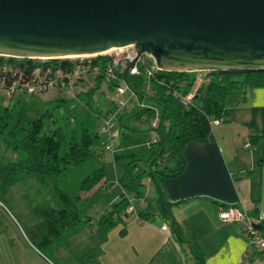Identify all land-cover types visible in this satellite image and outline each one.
<instances>
[{"label":"trees","instance_id":"1","mask_svg":"<svg viewBox=\"0 0 264 264\" xmlns=\"http://www.w3.org/2000/svg\"><path fill=\"white\" fill-rule=\"evenodd\" d=\"M38 63L41 62L0 57V83H3L4 89L11 83L9 77L3 76L4 66L23 67L28 73ZM68 63V60L53 59L48 60L45 65ZM205 73L206 81L196 88L192 103L186 106L180 98L173 96V92L186 96L194 90L196 79L192 78V73L164 71L148 80L144 74L126 77L125 71L116 70V81L119 83L116 81L110 83L111 89L116 90L122 83L135 94L137 99L143 102L148 101L149 106L138 108L131 115L141 122L153 121L159 115V127L155 129L159 139L150 144V157L144 160L143 166L138 163V160H133L127 165L119 180L124 193L96 221L103 233L112 232L124 222L125 218L135 214L136 207L130 196L137 200L143 199L145 181L152 180L161 192L163 178H176L183 174L187 166L186 147L193 142L213 141V121H225L228 118L227 103L230 97L240 96L244 100L249 89L264 87V71ZM90 80L92 79L82 83ZM94 82L95 88L88 93L91 99L105 81L103 77H98ZM56 91L68 93L61 89ZM43 93L18 94L19 99L13 108L10 105L0 104V138H5L7 144L14 150L26 155V159L21 163L0 167V193H5L10 186L16 185L23 176L35 177L44 187L50 186V190L52 186L54 187L53 193L50 191L51 196L47 203L32 208L34 223L30 228L33 242L48 248L65 233L78 229L82 224L91 226L94 223L92 217L84 219L81 216L78 208L80 195L73 197L69 192V186H66L65 190L56 183L67 181L73 171L94 159L96 156L94 146L101 143L102 146L108 147L110 141L107 137H101V135L105 136L101 131L94 133L85 128L82 131L52 129L50 124L54 118L53 111L62 106L60 104L62 99L55 101L56 106L51 108L50 103L37 101L38 95ZM25 97L31 100H26ZM110 113L102 114L101 117L105 118ZM128 115L126 113L119 116L116 122L125 128ZM115 158L118 159V156ZM150 165H152V173H150ZM158 167L162 169L157 170ZM105 172L104 166L99 167L77 182L76 188L80 194L91 192L101 184L105 179ZM132 206L135 209L134 212L128 213ZM162 209L168 219L173 218L170 207L165 201H162ZM150 210L148 208L140 213L139 220L151 222ZM167 225L169 229L172 226L173 241L178 238L179 241L186 242L174 219ZM260 226L264 230V223ZM121 233L125 236L127 230ZM190 248L198 258L199 264H204V256L199 247L190 244Z\"/></svg>","mask_w":264,"mask_h":264},{"label":"water","instance_id":"2","mask_svg":"<svg viewBox=\"0 0 264 264\" xmlns=\"http://www.w3.org/2000/svg\"><path fill=\"white\" fill-rule=\"evenodd\" d=\"M130 46L166 72L264 71V0H0V57Z\"/></svg>","mask_w":264,"mask_h":264},{"label":"crops","instance_id":"3","mask_svg":"<svg viewBox=\"0 0 264 264\" xmlns=\"http://www.w3.org/2000/svg\"><path fill=\"white\" fill-rule=\"evenodd\" d=\"M192 78L206 81V73H192ZM147 106L148 103L137 100L132 103L133 109L124 114ZM227 108L228 118L213 126V141L190 143L185 151L187 166L183 174L163 178L161 192L157 188L160 211L163 212L165 201L173 215L169 219L165 216L166 223L174 219L186 242L178 238L173 243L166 241L172 226L165 232L138 217L134 233L127 231L123 236L121 231L115 233L117 228L108 234L100 229L93 232L91 236L104 240L105 246L101 248L99 243L89 254L101 250L98 256L102 264H189L191 257L186 258L185 253L190 252L192 264H199L191 244L199 247L204 264H264V253L260 252L241 261L247 248L246 235L237 223H224L219 218L220 211L230 207L245 211L257 223L264 214V87L249 89L244 100L240 96L230 97ZM246 143L254 149H245ZM120 178L117 176L113 188L108 183L103 186L107 195L109 191L112 195L111 190L114 195L93 222L124 193ZM148 208L144 203L139 215Z\"/></svg>","mask_w":264,"mask_h":264},{"label":"rangeland","instance_id":"4","mask_svg":"<svg viewBox=\"0 0 264 264\" xmlns=\"http://www.w3.org/2000/svg\"><path fill=\"white\" fill-rule=\"evenodd\" d=\"M119 52L117 50L110 53L114 55ZM94 84V80H90L86 81V84L81 83L72 92L62 93L50 89V91L38 95L37 101L45 104L50 103L49 107L51 108L56 106L55 101L62 99V103H60L62 106L55 108L53 111L54 118L50 124L52 129L62 128L66 131L75 129L82 131L85 128L91 132L100 133L104 126V118L101 115L107 112H115L117 110V99H133L129 102L127 109H133L131 107L132 103L139 100L132 98L130 92H127L125 96H119L116 90L111 89L108 82H104L101 89L91 99L88 93L93 91ZM120 85L124 86L122 83ZM25 98L31 100L29 97ZM0 99V104L10 105L13 108L19 96L10 99L3 83H0ZM144 103L147 104L148 101H144ZM131 114L126 118V129L119 122H116L109 135L100 134L101 137L108 138L110 141L108 146L111 147V150L102 146L101 143L97 144L93 148L94 154H96L94 159L85 166L73 171L67 181L56 183L65 190L66 186H69L71 196L77 197L80 195L78 208L84 219L85 217H92L95 220L99 216L114 195V190H111L112 195H110V191L107 195L103 191V186L108 183V186L113 188L117 176L122 177L125 168L133 160H138V163L143 166L144 160L150 157V144L159 139L157 131L152 127V121L141 122L132 117ZM116 156H118V159L115 158ZM25 159L26 155L23 152L14 150L7 144L5 138H0V167L12 166L21 163ZM102 166L106 171L105 180L91 192L80 194L76 188L77 182ZM160 169L162 168H157V170ZM56 185L54 184V186ZM53 189V186L51 190L50 186L44 187L37 182L35 177L23 176L16 185L10 186L5 193H0V264H102L98 256L102 253L101 250H97L95 254H89L92 249L98 248L96 247L97 244L100 243L101 248L105 246L104 240L91 236L93 232L99 230L96 222L92 223L91 226L82 224L78 229L65 233L48 248L33 242L30 232V228L34 223L32 208L47 203L51 196L50 191L53 193ZM144 193L146 199L143 200H137L130 196L136 207V212L125 218L115 233L123 230L135 232L139 223V212L142 211L144 203L151 208L149 214L152 220L151 224L158 227V229L167 225L165 215L160 211L161 206L157 200L156 184L151 180L145 181ZM113 235L111 234L110 237L113 238ZM169 238L172 239L171 233H169L166 241ZM185 256L186 258L187 256L191 257V260L187 261L192 264L191 253H185Z\"/></svg>","mask_w":264,"mask_h":264},{"label":"built area","instance_id":"5","mask_svg":"<svg viewBox=\"0 0 264 264\" xmlns=\"http://www.w3.org/2000/svg\"><path fill=\"white\" fill-rule=\"evenodd\" d=\"M119 51V53H115L114 55L110 53L85 59L69 60V63L65 65H45L48 61L47 59H33L32 61H40L41 63L35 64L34 69L28 73L23 67L4 66L3 76L9 77L8 79L11 80V83L6 88L8 97L11 98L18 94H39L48 92L50 89H61L72 92L83 81L88 79L95 80L98 77H103L104 81L110 84L117 80V69H121L125 71V73L127 69H129L128 75L132 76L144 74L148 80L153 78L157 73L164 72L156 65L152 57H138L134 46L123 48ZM131 63H133L132 68H130ZM203 83L204 81L201 79H196L195 88L188 95L182 96L179 92L174 91L173 96L180 98L182 103L188 106L192 103L196 95V88L200 87ZM124 86L120 85L116 88L119 96H125L127 92H130L128 87L126 85ZM131 97L137 98L134 93H131ZM129 100L130 99H117V110L111 112L104 118V126L101 130L102 134L109 135L116 119L127 110ZM221 122V120H214L213 125H219ZM152 127L153 129L159 127V115L152 121ZM155 142H157V140H155ZM244 148L249 150L254 149L250 143H246ZM107 149L111 150V147L108 146ZM134 210L132 206L129 208L128 213H133ZM219 218L224 223H237L240 230L246 235L248 242L247 248L241 259L242 262L248 260L253 252L264 253V230H262L260 226L264 223V214L257 223L249 217L245 211L236 207H230L222 209L219 213ZM162 230L167 232L169 230L168 225L163 226ZM169 240V242L173 241V239L170 238Z\"/></svg>","mask_w":264,"mask_h":264},{"label":"bare ground","instance_id":"6","mask_svg":"<svg viewBox=\"0 0 264 264\" xmlns=\"http://www.w3.org/2000/svg\"><path fill=\"white\" fill-rule=\"evenodd\" d=\"M117 50H121V49H112V50H109L107 52H104V53H101V54H93V55H81V56H71V57H67V58H64L62 60H77V59H85V58H89V57H94V56H100V55H105V54H109L110 52H113V51H117Z\"/></svg>","mask_w":264,"mask_h":264}]
</instances>
